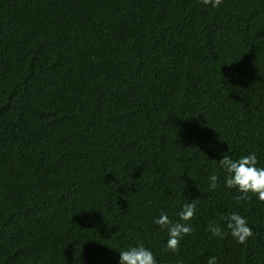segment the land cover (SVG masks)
Returning a JSON list of instances; mask_svg holds the SVG:
<instances>
[{"label": "trees", "instance_id": "16d2710c", "mask_svg": "<svg viewBox=\"0 0 264 264\" xmlns=\"http://www.w3.org/2000/svg\"><path fill=\"white\" fill-rule=\"evenodd\" d=\"M252 153L264 167V0H0V264L140 243L157 264H264V202L219 164ZM233 212L244 244L207 231ZM161 213L193 229L176 253Z\"/></svg>", "mask_w": 264, "mask_h": 264}, {"label": "clouds", "instance_id": "9594fccd", "mask_svg": "<svg viewBox=\"0 0 264 264\" xmlns=\"http://www.w3.org/2000/svg\"><path fill=\"white\" fill-rule=\"evenodd\" d=\"M202 3L216 8L219 7L222 0H202ZM257 163L255 153L242 156L236 160L228 155H223V158L219 160L220 166L227 172L225 185L228 188H235L241 193L237 196L238 203L249 201L251 199L249 193L256 195L261 202H264V167H257ZM209 180V188L215 191L218 187L219 177L213 174ZM197 202L195 200L183 205L182 210L178 213L180 221H190L193 218L196 214ZM221 219L226 222V230L219 223L210 222L207 231L211 232L212 236L223 239L230 234L238 243L244 244L253 235L246 218L239 213L233 212L226 217H221ZM153 223L162 229H167L169 233L167 250L173 253L178 252L181 238L184 235L192 234L193 231L189 224L173 223L165 213H161L159 218L154 219ZM119 264H157V260L152 251L140 243L120 251ZM208 264H217V258L213 256L208 260Z\"/></svg>", "mask_w": 264, "mask_h": 264}]
</instances>
